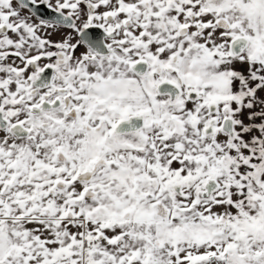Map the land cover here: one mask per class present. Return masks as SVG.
<instances>
[{"label": "snow or ice", "instance_id": "obj_1", "mask_svg": "<svg viewBox=\"0 0 264 264\" xmlns=\"http://www.w3.org/2000/svg\"><path fill=\"white\" fill-rule=\"evenodd\" d=\"M0 264H264V0H0Z\"/></svg>", "mask_w": 264, "mask_h": 264}]
</instances>
